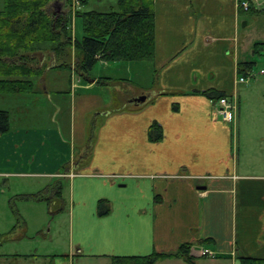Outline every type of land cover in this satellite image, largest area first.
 <instances>
[{
    "label": "crops",
    "instance_id": "obj_1",
    "mask_svg": "<svg viewBox=\"0 0 264 264\" xmlns=\"http://www.w3.org/2000/svg\"><path fill=\"white\" fill-rule=\"evenodd\" d=\"M258 4L264 8V0ZM243 15L238 0H154L153 59L113 61L133 72L129 84L137 92L129 109L105 107L109 86L97 79L127 80L99 76L95 66L88 80L75 82L74 73L67 78L53 75L63 69L47 68L33 78L32 93L0 94L4 107L13 109L0 108L9 113V130L0 134L2 182L8 187L10 179H57L70 251H76L69 260L174 252L184 243L191 244L194 264L264 258V175L248 174L244 167L252 151L264 161V92L253 93L238 81V64L248 62L242 58ZM38 56L36 67L54 62L52 54ZM206 89L231 97L237 111L230 123L214 101L191 93ZM163 90L179 94L158 96ZM141 96L145 101L135 103ZM49 112L46 122H22L46 119ZM152 122L162 128L160 141L148 139ZM91 133V156L75 170ZM99 199L110 203L104 216L97 214ZM197 247L214 255L201 257Z\"/></svg>",
    "mask_w": 264,
    "mask_h": 264
},
{
    "label": "trees",
    "instance_id": "obj_2",
    "mask_svg": "<svg viewBox=\"0 0 264 264\" xmlns=\"http://www.w3.org/2000/svg\"><path fill=\"white\" fill-rule=\"evenodd\" d=\"M53 0H3L0 9V94H28L34 89L33 78L40 77L49 69H71L82 80H88L89 72L98 61L132 62L149 61L155 55L154 0H116V6L109 11H85L77 9L76 17L82 21L83 36L73 38L71 16L60 12L51 16L48 8ZM80 8L90 0H76ZM242 0H238L241 2ZM71 7L72 0H65ZM241 14L263 15L252 3L247 11L239 7ZM52 54L53 64L44 63L36 67L38 54ZM253 56H264V41L253 45ZM47 61V60H46ZM255 62H240L238 74L251 76ZM114 81L107 77L98 78L100 85ZM215 102L231 97L215 89L192 91ZM177 92L158 91V96L175 95ZM177 105L172 106L177 110ZM140 107H138L139 109ZM137 109V110H138ZM9 130V113L0 110V134ZM162 128L152 122L148 128V139L160 141ZM94 135L90 134L85 153L76 162V168L83 167L91 156ZM47 189V188H46ZM33 195H25L37 201H45L51 215L63 209L61 185L57 182L48 187L52 195L44 196L45 190ZM107 199L97 202V214L104 216L110 212ZM205 242V241H202ZM208 242V241H206ZM190 243H184L174 252H153L146 256H112L111 264H156L158 261L181 258L186 264H194L190 255ZM240 264H264V258L240 257Z\"/></svg>",
    "mask_w": 264,
    "mask_h": 264
},
{
    "label": "rangeland",
    "instance_id": "obj_3",
    "mask_svg": "<svg viewBox=\"0 0 264 264\" xmlns=\"http://www.w3.org/2000/svg\"><path fill=\"white\" fill-rule=\"evenodd\" d=\"M259 5L260 4L255 3L256 8H258ZM2 6L3 0H0V9ZM77 6L78 2L76 0H72L71 7L65 3V0H56L55 2L53 0L48 8V13L54 17L60 12L70 14L73 38L80 40L83 36V30L82 21L80 18H77L75 14L77 9H80L79 11L97 10L106 12L109 11L112 6H116V0H90L88 5L84 8ZM240 31L241 40L244 39L242 58H245L247 61L255 62L251 76L246 79L247 83L244 82L242 84L245 89L251 87L250 89L253 93H262L264 92V56H253L250 42L254 44L264 41V14L261 16L244 14L240 23ZM47 61L49 62L50 59ZM114 63L115 62L105 63L103 61H98L93 72L99 74V76H115L127 80L105 84V86L109 87L105 89L106 92L103 94V100L107 108L129 109L133 107V104L128 101L133 97L132 95L137 92V89L132 86L133 84H129L130 73L133 74V72L129 73L124 64L121 66L119 63ZM62 71V74L56 73L53 75H65L68 78L70 74H73V71L70 69H63ZM261 71L263 73H261ZM77 78H79L77 75L73 77V82H75V80L77 81ZM261 81L263 82L260 84L259 82ZM5 105L6 104L0 102V108L7 110H9V108L12 109V107L9 106L4 107ZM236 107L237 106L234 104L231 112L233 117L237 111ZM28 110H30L29 107ZM49 115L50 112L43 116L46 119H43L41 115L34 118L24 117L22 122L29 121L28 123L32 124L43 123L44 120L46 122L47 119H49ZM60 119L64 122H68L69 120L68 116L66 117L65 115ZM63 125L65 126V124ZM233 125L234 124H232V126ZM74 149L77 151L78 145H74ZM235 150L236 145L233 143V151ZM79 159L80 158L74 163L73 167L75 170L78 168L75 166ZM244 163V167L247 169L248 174L264 175V161H259L257 151H252ZM70 174L71 173L61 172L59 175L66 176ZM20 179H10L9 181L11 182L8 187H6L2 182L3 178L0 177V264H111V260H101L91 257L74 258L73 261L69 260L70 256L68 255L76 251H70L68 214H66V211L51 215L45 201L25 198V195L37 194L46 188L44 196L47 197L52 195L48 187H50V185L52 186L57 179L32 177H24L21 181ZM58 179L61 180L60 177H58ZM32 257L35 258L32 259Z\"/></svg>",
    "mask_w": 264,
    "mask_h": 264
},
{
    "label": "built area",
    "instance_id": "obj_4",
    "mask_svg": "<svg viewBox=\"0 0 264 264\" xmlns=\"http://www.w3.org/2000/svg\"><path fill=\"white\" fill-rule=\"evenodd\" d=\"M256 2L258 0H243L240 2V7L243 9V10H248L249 6H250V2ZM262 73V71H261ZM247 78L243 77V76H240L238 81L239 82H245ZM217 106L219 107L218 109V112L219 114L222 116V119L226 122H231L232 119H233V116H232V110H233V107H234V103L232 101H228L227 98H221L218 100L217 102ZM195 252L199 255V256H213L214 253H212V251H210L209 249L207 248H201L199 250H195Z\"/></svg>",
    "mask_w": 264,
    "mask_h": 264
},
{
    "label": "water",
    "instance_id": "obj_5",
    "mask_svg": "<svg viewBox=\"0 0 264 264\" xmlns=\"http://www.w3.org/2000/svg\"><path fill=\"white\" fill-rule=\"evenodd\" d=\"M243 24H245V23H243ZM41 56V58H42V55H40ZM143 101H145V96H141V97H139L138 99H136L134 102L135 103H138V102H143ZM198 248V247H197Z\"/></svg>",
    "mask_w": 264,
    "mask_h": 264
},
{
    "label": "bare ground",
    "instance_id": "obj_6",
    "mask_svg": "<svg viewBox=\"0 0 264 264\" xmlns=\"http://www.w3.org/2000/svg\"><path fill=\"white\" fill-rule=\"evenodd\" d=\"M139 103V102H138Z\"/></svg>",
    "mask_w": 264,
    "mask_h": 264
}]
</instances>
